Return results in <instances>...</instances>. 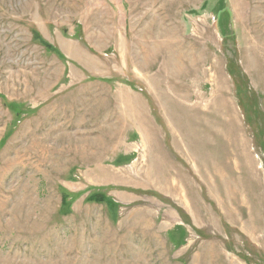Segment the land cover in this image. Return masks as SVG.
<instances>
[{
	"label": "rangeland",
	"instance_id": "rangeland-1",
	"mask_svg": "<svg viewBox=\"0 0 264 264\" xmlns=\"http://www.w3.org/2000/svg\"><path fill=\"white\" fill-rule=\"evenodd\" d=\"M0 264H264V0H0Z\"/></svg>",
	"mask_w": 264,
	"mask_h": 264
}]
</instances>
